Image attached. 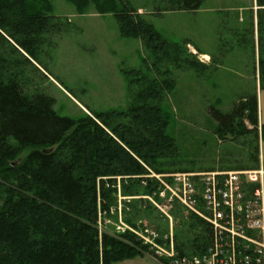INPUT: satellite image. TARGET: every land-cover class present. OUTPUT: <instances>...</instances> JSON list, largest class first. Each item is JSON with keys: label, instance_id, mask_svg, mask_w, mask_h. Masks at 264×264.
<instances>
[{"label": "trees", "instance_id": "1", "mask_svg": "<svg viewBox=\"0 0 264 264\" xmlns=\"http://www.w3.org/2000/svg\"><path fill=\"white\" fill-rule=\"evenodd\" d=\"M69 1L80 12L90 0ZM204 1L154 0L151 14L193 11ZM256 1L262 9L256 13L260 26L264 0ZM95 5L100 13H114L122 37L140 39L148 53L142 61L147 64L152 57L146 68L155 75H141L140 69L122 71L125 78L141 75L129 80L139 81V88L130 89L128 107L90 111L74 119L59 115L54 97L42 88L44 81H51L43 58L50 59L55 38L71 31V21L52 14L47 0H0V264H112L147 253L127 228H100L107 219L117 220V176L121 194L133 196L122 200L123 222L136 227V221L147 219L161 235L167 231L158 209L135 198L158 185L144 177L148 170L171 171L168 159L176 153L175 140L167 133L169 119L160 106L175 86L165 64L198 74L210 65L188 50V40H166L146 13L126 0L121 6L111 0L107 10L98 1ZM257 65L259 87L264 89L260 50ZM208 111L220 136H251L243 144L249 166L258 167L264 123L258 120L256 90L238 97L229 112L216 106ZM27 148L31 149L24 152ZM171 213L176 250L204 252L211 238L207 221L185 213L176 201Z\"/></svg>", "mask_w": 264, "mask_h": 264}, {"label": "rangeland", "instance_id": "2", "mask_svg": "<svg viewBox=\"0 0 264 264\" xmlns=\"http://www.w3.org/2000/svg\"><path fill=\"white\" fill-rule=\"evenodd\" d=\"M47 1L52 7V14L68 18L73 26L71 31L55 38L56 45L51 50L50 59L43 58L51 73L49 76L51 81H44L42 88L54 97V110L59 115L77 119L90 114V111L127 108L131 102L130 89L139 88L136 83L139 81L129 83V80L140 78L142 74L153 76L155 71L146 68V65L151 66L152 57L147 60V64L142 61L148 53L140 39L122 37L113 12H98L95 5L97 1L107 10L111 0H90L88 4L86 2L83 5L80 12L69 0ZM126 1L138 8L139 12L146 13L148 20L166 40L169 42L188 40L196 49L199 61L210 65L209 69L198 74L194 69L179 70L165 64V68L170 70L168 74L175 81V86L163 98L160 106L165 117L169 119L167 133L174 138L176 144V153L168 159L171 163L169 168L172 170L165 174L181 171L252 170L262 167L260 162L258 167L249 166L251 163L246 157L247 145L243 143L251 136L237 138L231 135L220 136L216 122L208 111L210 106H216L223 112H229L238 97L255 91V78H259L257 70L259 50L264 56V17L259 26L256 13L262 9H258L261 6L257 1L205 0L202 10L197 12L168 11L170 13L164 12L160 16L151 14L154 0ZM116 2L121 6V0ZM189 48L188 46L190 51ZM197 50L210 53V58L205 61ZM137 69L141 70L140 76L132 73L128 76L125 74L127 77L125 78L122 73ZM260 140L259 151L262 149ZM30 149L27 148L24 152ZM238 165L242 167H237ZM148 172L144 177L154 181L156 172L151 169ZM239 180L242 181L241 190L243 189L246 194L253 192L257 183L259 184L258 181L250 183L246 174L242 178L239 177ZM150 194L135 198L142 197L144 204L153 205L148 199L153 197ZM132 197L121 194L117 176V220L107 219L100 228L108 232L129 228L131 232L135 230L143 233L140 234V238H143L144 234L153 237L155 231L160 235L161 233L147 219L136 221V227L123 222L122 200L128 201ZM261 202L262 198L255 201L253 207H258ZM160 215L161 221L168 228L166 235H169L171 232L168 219L162 212ZM164 234L165 232L162 235ZM144 237L151 241L147 236ZM112 264L161 263L144 254L118 260Z\"/></svg>", "mask_w": 264, "mask_h": 264}, {"label": "built area", "instance_id": "3", "mask_svg": "<svg viewBox=\"0 0 264 264\" xmlns=\"http://www.w3.org/2000/svg\"><path fill=\"white\" fill-rule=\"evenodd\" d=\"M244 174L250 183L259 182L249 194L240 187L242 181L239 177L242 178ZM154 179L158 185L150 194L153 197L148 199L167 217L171 233L166 235V231L164 235H159L153 231V237L144 234L143 241L140 238L143 233L132 230L147 247V256L156 261L163 258L168 264H264L262 167L252 170L156 173ZM260 198L262 202L258 207H253ZM175 201L182 205L185 213L200 216L211 227V238L204 252L181 254L176 250L171 213Z\"/></svg>", "mask_w": 264, "mask_h": 264}, {"label": "crops", "instance_id": "4", "mask_svg": "<svg viewBox=\"0 0 264 264\" xmlns=\"http://www.w3.org/2000/svg\"><path fill=\"white\" fill-rule=\"evenodd\" d=\"M201 7L199 9L193 10L191 12H197L199 10H202ZM170 12H172V11H170ZM170 12H166V13H170ZM188 46L190 47L189 49L191 52H193V53L196 52V49L193 47V45L191 43H189ZM199 56H202V58L205 61H207L210 58V53H208L206 51H200ZM255 80H256L255 90L257 92V102H258V120H259V124H261V123H264V89H260L259 81H258L257 77L255 78ZM260 141H261L262 149L259 151V161H260V165L264 168V141H262V140H260Z\"/></svg>", "mask_w": 264, "mask_h": 264}]
</instances>
